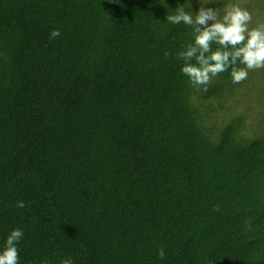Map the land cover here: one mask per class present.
<instances>
[{"label": "trees", "instance_id": "1", "mask_svg": "<svg viewBox=\"0 0 264 264\" xmlns=\"http://www.w3.org/2000/svg\"><path fill=\"white\" fill-rule=\"evenodd\" d=\"M228 2L264 22V0H208ZM182 4L0 0V248L21 229L19 264H264V69L192 86V29L165 19Z\"/></svg>", "mask_w": 264, "mask_h": 264}, {"label": "clouds", "instance_id": "2", "mask_svg": "<svg viewBox=\"0 0 264 264\" xmlns=\"http://www.w3.org/2000/svg\"><path fill=\"white\" fill-rule=\"evenodd\" d=\"M197 2V11L185 10L182 4L165 18L170 24L182 23L192 29L191 42L177 53V58L184 62L181 72L190 84L206 92L221 73L229 72L232 83L240 84L248 78L249 71L264 69V22L253 24V14L237 2H228L222 8L209 6L208 0ZM60 35L59 29H53L49 39ZM25 206L24 201L16 204L18 208ZM23 235L19 228L10 231L0 248V264H19L17 245ZM158 256L164 259L163 249ZM60 264L73 261L66 258Z\"/></svg>", "mask_w": 264, "mask_h": 264}, {"label": "rangeland", "instance_id": "3", "mask_svg": "<svg viewBox=\"0 0 264 264\" xmlns=\"http://www.w3.org/2000/svg\"><path fill=\"white\" fill-rule=\"evenodd\" d=\"M258 15H259V14H256V12H255V15H253V23L258 19V18H257Z\"/></svg>", "mask_w": 264, "mask_h": 264}]
</instances>
